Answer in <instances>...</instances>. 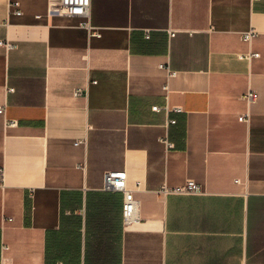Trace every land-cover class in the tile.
I'll return each mask as SVG.
<instances>
[{"label": "crops", "instance_id": "crops-1", "mask_svg": "<svg viewBox=\"0 0 264 264\" xmlns=\"http://www.w3.org/2000/svg\"><path fill=\"white\" fill-rule=\"evenodd\" d=\"M59 1L0 0V264H264V0Z\"/></svg>", "mask_w": 264, "mask_h": 264}, {"label": "built area", "instance_id": "built-area-1", "mask_svg": "<svg viewBox=\"0 0 264 264\" xmlns=\"http://www.w3.org/2000/svg\"><path fill=\"white\" fill-rule=\"evenodd\" d=\"M18 3H15V6H17ZM91 6L92 0H60L58 3H55L51 5L50 11L51 12H57V13H63L69 16H77L81 17V26L88 29L89 33L91 35L99 36L100 33L92 27L90 24V14H91ZM17 14H21L22 11L18 9L16 11ZM172 35H174V32H172ZM253 35V31L246 32L244 34V38L249 40L251 36ZM1 45H4L7 49H12L14 47V44L9 41H1ZM162 68L166 69L168 71V77H174L177 75V71L173 70L168 63L164 64L162 63L160 65ZM164 89L169 92L170 91V85L167 82L164 85ZM247 98L250 102H254L256 99V94L254 91H249ZM155 109H159L158 106L154 107ZM167 109H170L169 107H166ZM176 111H181V107H173ZM4 112V107H0V113ZM241 120H247L248 115H244L240 117ZM16 120H9V125L16 124ZM172 122H175L172 120ZM80 141L77 142L79 144ZM0 174L3 176V169L0 168ZM105 187L107 189H118L122 190L125 193V203L123 208V214L125 217V221L127 223H131L132 221L136 220L138 218V210H139V201L135 197L132 190H129L126 186V173L125 172H109L106 175L105 179ZM173 191L177 193H188V194H197L201 193V186L193 179H189L184 185H179L178 187H175Z\"/></svg>", "mask_w": 264, "mask_h": 264}]
</instances>
